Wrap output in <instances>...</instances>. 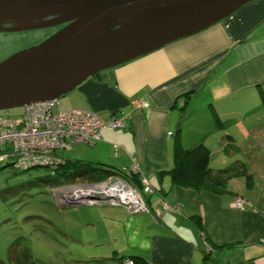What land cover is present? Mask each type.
<instances>
[{"label": "crops", "instance_id": "0c3cea01", "mask_svg": "<svg viewBox=\"0 0 264 264\" xmlns=\"http://www.w3.org/2000/svg\"><path fill=\"white\" fill-rule=\"evenodd\" d=\"M95 78L59 101L63 109H90L104 119L124 116L122 127L103 129L91 144V162L120 169L134 159L140 176L155 188L146 197L150 208L161 209L164 201L173 209L156 218L153 211L133 214L126 206L104 204L91 214L88 206H59L54 195L59 218L73 225L56 227L76 242L80 259L53 260L41 254L45 246L37 253L34 244L20 241L30 250L29 264H121L124 257L139 264H264V181L249 173L246 161L232 157L226 165H214L210 155L213 170L232 168L220 192L178 186L168 174H158L171 167L176 139L184 147H208V138L218 134L225 153L239 149L234 129L243 127L245 101L264 95V0H252L202 31ZM136 97L149 107H133ZM191 121L196 126L186 128ZM242 168L247 174L235 173ZM236 196L247 200L243 208L235 206ZM91 226L99 228L94 238Z\"/></svg>", "mask_w": 264, "mask_h": 264}, {"label": "water", "instance_id": "95a60500", "mask_svg": "<svg viewBox=\"0 0 264 264\" xmlns=\"http://www.w3.org/2000/svg\"><path fill=\"white\" fill-rule=\"evenodd\" d=\"M250 1L0 0V30L68 21L0 61V110L59 99L88 77L202 31ZM30 14L57 15L37 24L4 26ZM54 195L61 207L87 204L67 191Z\"/></svg>", "mask_w": 264, "mask_h": 264}, {"label": "rangeland", "instance_id": "374dc122", "mask_svg": "<svg viewBox=\"0 0 264 264\" xmlns=\"http://www.w3.org/2000/svg\"><path fill=\"white\" fill-rule=\"evenodd\" d=\"M55 31V28L48 27L26 32L0 33V60L22 48L38 43V41ZM62 99L60 97L58 101ZM178 103L180 105L181 101ZM242 111L240 126L243 127L237 130L236 128L234 129L239 149L227 154L223 150V145L219 138L220 135L216 134L209 137L208 140L211 144L208 147L210 155H212L211 163L223 166L231 161H228V158L242 159L246 161L249 173L260 179V182H263L264 95H257L252 100L245 101ZM23 113V106L0 110V115L6 116L22 115ZM188 116L189 111L184 117L188 119ZM190 126L196 125L191 121L186 128ZM232 127H235V125H232ZM211 132L214 133L215 130L213 129ZM58 153L71 159L91 161V144H76L72 149L62 150ZM221 158H226V160H221ZM53 177H55V174L44 167L23 169L14 164L0 166V258H3L7 264H13L11 262L8 263V245L18 238L21 242L25 240L27 243L34 244L32 247L35 248L37 253L41 251V245L45 246L47 251L43 250L41 254L45 256L51 255L53 260L55 258L80 259L78 257L81 249L77 247L76 242L67 237L65 232L62 231V228L66 225L69 227L73 225L69 224L71 221L67 223L69 218L68 220L59 218V211L56 210L57 206L55 205L53 192H65L66 189H81L84 186L87 188V184L93 182L79 180L72 184L55 186L51 184ZM132 177L133 175L129 179L132 180ZM87 204L74 208L76 210V208L88 206L91 207V214H94L99 212L97 208L99 206H115L108 203L105 205ZM127 210L129 211L128 208ZM58 225L62 228L58 227L57 229L56 226ZM98 229L96 226H91V238L95 237L94 233ZM77 233L81 234V230H77Z\"/></svg>", "mask_w": 264, "mask_h": 264}, {"label": "built area", "instance_id": "2783aa9c", "mask_svg": "<svg viewBox=\"0 0 264 264\" xmlns=\"http://www.w3.org/2000/svg\"><path fill=\"white\" fill-rule=\"evenodd\" d=\"M131 103L135 108L149 107L143 97L133 98ZM23 107L22 115H0V166L44 167L53 172L65 159L59 151L70 150L76 144H94L101 139L103 129L122 127L125 123L124 116L104 119L88 109H63L55 98L33 101ZM135 176L138 181L134 180ZM87 186L66 191L86 203L126 206L133 214L153 211L156 218L160 217L161 210L173 209L172 204L164 201L161 209L150 208L146 197L155 189L147 178L140 176L139 164L134 159L117 173ZM245 203L243 197H235L236 207L243 208ZM121 264L136 263L132 257H124Z\"/></svg>", "mask_w": 264, "mask_h": 264}, {"label": "trees", "instance_id": "16d2710c", "mask_svg": "<svg viewBox=\"0 0 264 264\" xmlns=\"http://www.w3.org/2000/svg\"><path fill=\"white\" fill-rule=\"evenodd\" d=\"M183 105V104H182ZM232 142V137H229ZM209 148L198 143L191 147H184L179 139L175 140L173 147L172 165L167 170H161L158 174L166 173L170 176L171 182L178 186L190 187L196 190L209 189L220 192L225 188L226 176L232 173L231 166L213 170L210 165ZM110 166H103L100 163H92L82 159H71L65 156L64 161L52 172L55 177L51 180V184L58 186L63 184H72L75 182H95L107 178L117 173L118 170ZM235 173L247 174L245 168ZM135 176L134 180L138 181ZM31 257L28 247L22 246L19 238L13 241L7 250V258L9 262L14 264H29ZM136 264L139 260L132 257ZM0 264H5L0 259ZM81 264H103L101 260L81 261Z\"/></svg>", "mask_w": 264, "mask_h": 264}, {"label": "flooded vegetation", "instance_id": "af4514ba", "mask_svg": "<svg viewBox=\"0 0 264 264\" xmlns=\"http://www.w3.org/2000/svg\"><path fill=\"white\" fill-rule=\"evenodd\" d=\"M57 14H30V15H25V16H19V17H15L16 20H20V21H14V22H9V23H5L4 26L6 27H10V26H16V25H22L24 23H40V21L44 22V21H48L49 19H52L53 17H55ZM68 21L60 23L58 25H54V26H49V27H53L55 28V30H58L60 27L64 26L67 24ZM45 29L48 27H39V28H29V29H22V30H0V33H18V32H26L28 30H33V29ZM46 38V37H45ZM43 38V39H45ZM42 39V40H43ZM40 40V41H42ZM38 41V43L40 42ZM36 43V44H38ZM35 45V44H34ZM32 46V45H30ZM29 47V46H28ZM27 48V47H26ZM24 49V48H22ZM21 50V49H20ZM11 55V54H10ZM9 56V55H8ZM6 56V57H8ZM6 57L2 58L1 60L5 59ZM0 60V61H1Z\"/></svg>", "mask_w": 264, "mask_h": 264}, {"label": "bare ground", "instance_id": "6f19581e", "mask_svg": "<svg viewBox=\"0 0 264 264\" xmlns=\"http://www.w3.org/2000/svg\"><path fill=\"white\" fill-rule=\"evenodd\" d=\"M138 177V176H137ZM138 179V178H137Z\"/></svg>", "mask_w": 264, "mask_h": 264}]
</instances>
